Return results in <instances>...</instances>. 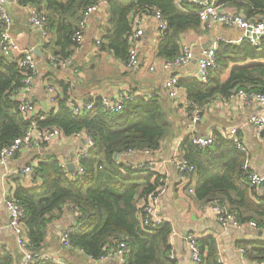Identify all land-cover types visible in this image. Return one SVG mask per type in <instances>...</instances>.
Here are the masks:
<instances>
[{
	"label": "trees",
	"instance_id": "16d2710c",
	"mask_svg": "<svg viewBox=\"0 0 264 264\" xmlns=\"http://www.w3.org/2000/svg\"><path fill=\"white\" fill-rule=\"evenodd\" d=\"M20 6L42 7L46 12V29L50 44L61 51L53 59L63 61L73 55L77 44L73 36L78 29L82 11L96 0H16ZM222 10L231 9L246 20L264 22V0H219ZM158 10L168 23L167 31L157 43L158 57L163 61L176 58L181 49L180 36L197 30L199 7L181 0H108L106 29L101 35L100 49L110 51L116 58L127 61V36L136 14ZM217 68L210 72L207 82L196 78L179 81L185 90L188 109H201L215 99H227L237 90L264 94V41L255 47L248 41L238 45L219 43L215 49ZM12 57V56H11ZM0 52V151L24 136L27 122L18 111L13 95L23 86L24 71L17 59ZM50 61H48V64ZM56 69V68H53ZM69 85L64 97L48 113L38 112L39 129H58L64 137L88 135L94 142L88 157L80 163L83 175H69L52 156L33 167L38 182L29 188L16 185L11 199L24 211L22 219L28 240V251L35 257L33 264H56L37 257L44 247L48 226L64 213L75 214V222L67 229L69 246L92 259H102L116 243L124 242L127 251L124 264H175L168 259V238L171 227L163 224L157 230L145 229L137 217L139 202L159 185V176L128 167L117 156L129 151H159L172 126V111L160 97H135L114 113L103 111L100 98H88L93 103L87 113L74 115L68 106ZM185 160L195 172L194 198L203 205H221L234 212L241 222L264 226V195L249 184L242 169L245 156L235 144L219 132L205 148H197L186 137L180 144ZM32 165V164H30ZM15 178L20 181V175ZM16 182V181H15ZM201 264H221L213 240H198ZM249 261L264 260V239L241 243ZM0 264H14L9 253L0 254Z\"/></svg>",
	"mask_w": 264,
	"mask_h": 264
},
{
	"label": "crops",
	"instance_id": "0c3cea01",
	"mask_svg": "<svg viewBox=\"0 0 264 264\" xmlns=\"http://www.w3.org/2000/svg\"><path fill=\"white\" fill-rule=\"evenodd\" d=\"M9 1L11 3L8 6V12L13 22L11 30L13 38L21 49L35 51L33 55L37 64V75L33 80L30 98L38 112L48 113L56 107V103L53 104L48 100L46 85L56 88L60 98L64 97V86L69 85V96L77 100L112 98L117 90L124 89L136 97H160L161 101L172 111L170 134L164 140L162 148L150 156H132L131 159L136 162L144 160L153 163L165 180L166 191L161 198L162 216L165 224L170 225L172 229L168 245L176 258V264H190V252L185 241V237L190 234L196 236L199 241L213 240L221 264H260L261 262L249 261L244 254V249L238 245L261 241L264 239V233L248 227L222 228L209 206L203 205L194 198L193 194H189L188 189L195 186L194 177L188 184L181 183L170 160L180 147L182 140L185 139L192 124L190 118L181 111L182 108L170 101L164 92V81L173 75L178 76L180 80L198 76L197 63L204 49H216L219 43L238 45L244 41V34L238 29H228L222 26H215L210 31H204L199 25L197 30H189L180 36V45H188L193 51L194 58L191 63L173 71L174 73H165L161 70L163 59L158 57L156 50L153 20L151 15H148L139 64L134 70L127 71L123 61L116 58L110 51L96 49V40L101 41L107 19L106 13L98 11L89 21L84 32L83 43L74 49L72 67L53 69L48 61L56 55L55 53H59L61 48L56 45L43 47L41 32L34 31L29 25L28 5L20 6L16 0ZM195 1L187 0L191 5H196ZM226 10L232 12L231 9ZM18 57L13 54L11 58L17 59ZM199 110L202 120L196 126V135L206 136L214 131L228 132L236 129L237 137L248 147L252 171L257 175H264L263 136L256 133L248 123L250 117L256 114L258 109L242 106L238 102L226 103L225 100L215 99ZM83 140L67 139L64 142L50 145H34L30 149L20 151L5 166L0 167V254L9 253L14 264H25V253L18 248L16 236L8 226L4 201L6 198H11L10 193L16 185L20 184L26 188L34 185L19 172L30 164H37L54 156L60 165H65L67 174L76 175L77 165L73 158L76 151L85 145ZM68 165L74 167V173L69 172ZM17 175H20L19 182L15 180ZM257 191L264 195V188L261 185ZM141 203L140 201L138 204L141 205ZM74 215L66 212L48 226L44 247L37 255L38 259L43 261L48 256L53 258L56 264H117V260L112 257L92 259L76 248L62 246L61 236L75 222L76 215ZM241 250L243 253L240 252Z\"/></svg>",
	"mask_w": 264,
	"mask_h": 264
},
{
	"label": "built area",
	"instance_id": "2783aa9c",
	"mask_svg": "<svg viewBox=\"0 0 264 264\" xmlns=\"http://www.w3.org/2000/svg\"><path fill=\"white\" fill-rule=\"evenodd\" d=\"M107 1L108 0H96L95 4L82 11L78 29L73 36V41L77 44V46H80L83 43L84 32L87 29L92 16L98 11L106 13L105 10L107 9ZM174 1L175 6L179 8L181 0ZM10 3L11 2L9 0H0V52L6 57H11L13 54L19 56L17 63L24 71L25 77L23 79V86L16 90L13 98L14 101L18 103L19 114L23 120L29 124V127L22 138L15 140L10 146L5 147L0 151V167L5 166L6 163L10 159L14 158L20 151L30 149L34 145H50L64 142L67 139H84L83 141H85V145L76 151L73 158L75 164L77 165L76 175H83L84 170L80 163L83 159L88 157V151L94 145L93 140L88 135L81 133L74 134L66 138L58 129H39L36 126L35 121L38 111L35 105L31 102L30 94L32 92L34 77L37 75V64L33 55V49H21L11 34L13 22L12 17L8 12V6ZM218 3L219 0L195 1L196 6L199 7L197 15L202 29L204 31H210L215 26H222L228 29H238L244 34V41H248L253 46L259 47L261 42L264 41V22L246 20L241 14H235L231 11L220 9ZM27 8L29 25L34 31L41 32L42 34V46L50 44V36L46 29L47 17L44 8L33 6H28ZM148 15H151L153 20V32L156 44L167 31L168 23L158 10H153L151 13L142 12L141 15H134L130 23V33L127 36L129 49L127 61L124 63V67L127 71L134 70L139 64L142 41L145 35L146 18ZM100 42L101 41L99 39L96 40L97 50L100 49ZM193 58L194 54L191 47L185 44L181 45L179 55L170 61H163L161 64V70L165 73H174L173 71L189 65ZM49 61L52 68L69 69L72 67L73 56H70L63 61H57V59H53L52 57ZM217 65L215 49H204L197 63L198 76L196 79L201 83H206L210 72L215 70ZM150 70H152V68H150ZM74 72L76 71L74 70ZM179 81L180 79L176 75H173L169 79L165 80V95L170 101L177 103V106L182 108L181 111L190 118L192 127L188 130L186 137L190 139L192 145L199 149L205 148L210 145L212 141V134L206 136L196 135V126H198L202 120L201 113L198 109H188L185 90L179 86ZM45 89L48 95V100L55 104L57 99H60L58 91L51 85H46ZM135 97L136 96L129 91L119 89L116 91V95L112 98H100V105L103 111L114 113L122 108L127 101H131ZM224 100L226 103L238 102L242 106L257 108L258 112L250 117L248 123L255 129L256 133L263 136L264 140V94L247 92L240 89L231 93L227 99ZM67 103L70 111L74 115L78 116L87 113L93 107V103L73 99L72 97L69 98ZM219 133L227 141L233 142L237 150L245 156L242 169L248 174L250 186L257 189L264 180V175L260 176L252 171V163L249 158L248 147L237 137L236 129L229 130L228 132L220 131ZM151 154L152 152L150 153L149 151H129L122 156H118V159H121L122 162L133 170L143 173L144 176L152 175L154 180L159 176V185L154 191L149 193L143 201H141L142 203L139 205L137 212V217L141 225L147 230L149 229L154 231L165 224L161 208V198L166 191L165 180L162 175L158 173V170L154 167L153 163L146 162L144 160L136 162L131 159L132 156L147 157ZM170 162L175 167L182 184L192 182L195 167L193 164L185 160L180 151V147L172 156ZM36 165L37 164H32L27 166L19 172L20 175L29 179L32 183H34V185L38 184L33 177V167ZM61 168L66 171L65 165H61ZM188 192L192 195L194 194V189L189 188ZM4 206L8 216V226L13 230L16 236V244L18 248L25 253V264H33L36 256H33L28 251V240L25 235L22 222L24 211L19 203L11 198L5 199ZM209 208L217 223L222 228L232 227L235 229H242L244 227H248L264 233V226L259 227L256 223L251 221H239L237 215L234 212L229 211L225 206L210 205ZM66 232L67 230L61 236V244L63 247L68 248L70 246L67 240ZM185 241L190 252V264H201L202 256L197 244V237L190 234L185 237ZM126 251V244L124 242H119L106 252V255L103 258L107 259L112 257L117 260V264H124ZM240 252L243 253V250ZM168 259L176 264V258L172 249L169 250ZM43 260L56 263L53 258L48 256ZM260 264H264V260Z\"/></svg>",
	"mask_w": 264,
	"mask_h": 264
},
{
	"label": "water",
	"instance_id": "95a60500",
	"mask_svg": "<svg viewBox=\"0 0 264 264\" xmlns=\"http://www.w3.org/2000/svg\"><path fill=\"white\" fill-rule=\"evenodd\" d=\"M33 53H35V51H33ZM118 159V156H117ZM68 169L70 173H74V167L72 165H68ZM261 187L264 188V180L261 182Z\"/></svg>",
	"mask_w": 264,
	"mask_h": 264
}]
</instances>
